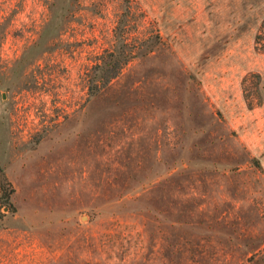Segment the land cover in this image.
<instances>
[{"label":"rangeland","instance_id":"rangeland-1","mask_svg":"<svg viewBox=\"0 0 264 264\" xmlns=\"http://www.w3.org/2000/svg\"><path fill=\"white\" fill-rule=\"evenodd\" d=\"M263 18L0 0V264H264Z\"/></svg>","mask_w":264,"mask_h":264},{"label":"trees","instance_id":"trees-1","mask_svg":"<svg viewBox=\"0 0 264 264\" xmlns=\"http://www.w3.org/2000/svg\"><path fill=\"white\" fill-rule=\"evenodd\" d=\"M254 42L255 44L259 45L260 49H264V18L262 19L259 26V30L257 31V34L254 37ZM0 177V201H3L8 206H10L9 197L13 191L11 183L7 180L1 170Z\"/></svg>","mask_w":264,"mask_h":264}]
</instances>
